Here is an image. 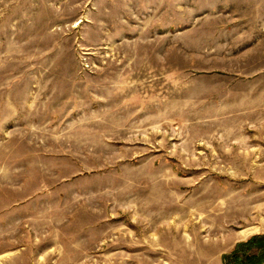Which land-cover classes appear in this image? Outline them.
I'll return each mask as SVG.
<instances>
[{"label": "rangeland", "instance_id": "obj_1", "mask_svg": "<svg viewBox=\"0 0 264 264\" xmlns=\"http://www.w3.org/2000/svg\"><path fill=\"white\" fill-rule=\"evenodd\" d=\"M257 236L264 0H0V264H227Z\"/></svg>", "mask_w": 264, "mask_h": 264}, {"label": "trees", "instance_id": "obj_2", "mask_svg": "<svg viewBox=\"0 0 264 264\" xmlns=\"http://www.w3.org/2000/svg\"><path fill=\"white\" fill-rule=\"evenodd\" d=\"M260 237H254L247 243L242 244V249L226 257L227 264H264V244L260 245ZM261 246L257 254H250V249L255 246Z\"/></svg>", "mask_w": 264, "mask_h": 264}, {"label": "bare ground", "instance_id": "obj_3", "mask_svg": "<svg viewBox=\"0 0 264 264\" xmlns=\"http://www.w3.org/2000/svg\"><path fill=\"white\" fill-rule=\"evenodd\" d=\"M218 216V215H217ZM210 217V216H209ZM214 226V225H213ZM210 229H211V227H210ZM212 231V230H211ZM215 231V230H214ZM243 233V232H242ZM219 240V239H218ZM220 241V240H219Z\"/></svg>", "mask_w": 264, "mask_h": 264}]
</instances>
